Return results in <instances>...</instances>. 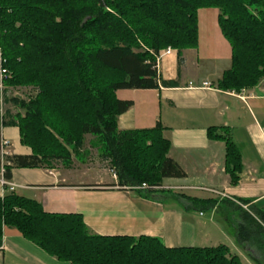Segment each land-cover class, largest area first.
Here are the masks:
<instances>
[{"label": "trees", "instance_id": "obj_1", "mask_svg": "<svg viewBox=\"0 0 264 264\" xmlns=\"http://www.w3.org/2000/svg\"><path fill=\"white\" fill-rule=\"evenodd\" d=\"M204 9L218 10V27L231 48L230 67L216 88H254L264 80V0H0L6 85L38 89L28 103L15 101L24 114L6 112L0 120V129L17 127L20 143L31 150L4 158V179L11 180L12 168H52L58 161L68 167L87 134L102 142L101 157L117 177L114 186L148 199L164 179L185 178L168 157L170 142L159 124L118 130V117L133 103L116 92L175 85L160 81L156 58L167 47L197 48L198 12ZM207 136L224 143V170L236 185L241 155L229 130L211 127ZM142 184L150 188L131 189ZM178 197L197 211L221 210L225 221L236 214V244L254 264H264L263 210L238 204L248 205L246 200ZM5 228L69 264H245L223 244L170 248L155 237L91 234L80 215L46 213L7 191L0 197V247Z\"/></svg>", "mask_w": 264, "mask_h": 264}, {"label": "crops", "instance_id": "obj_2", "mask_svg": "<svg viewBox=\"0 0 264 264\" xmlns=\"http://www.w3.org/2000/svg\"><path fill=\"white\" fill-rule=\"evenodd\" d=\"M217 16L218 13L214 19ZM214 24L218 25L217 20ZM212 30L214 35H220L224 50L229 49L215 66L214 74L200 76L198 66L191 65L194 69L189 75V59L195 57L194 64L198 51L173 50L160 59L157 67L160 81H173L175 85L160 84L158 89L133 90L130 95L118 97L133 105L118 117L117 128L119 131L145 130L157 124L163 128V136L170 142L168 157L186 174L182 179H164L163 190H183L180 193L185 196L218 202L226 199L237 204L239 200H246L249 202L246 207L251 205L264 211V80L239 93L217 89V81L230 67L231 48L220 29L219 32ZM207 50L214 55L212 47ZM227 55L229 67L225 66ZM204 83L208 86H203ZM126 91L130 90L117 91L116 96L119 92L125 95ZM211 127L227 128L241 155L242 170L236 185L230 183L224 170V143L208 139L207 129ZM0 137L8 141L11 155H31V150L20 143L17 127H1ZM76 168L79 167L12 168L13 193L37 202L46 213L78 214L89 232L99 236L155 237L170 248L214 247L222 244L221 238L226 237L213 214L207 220L205 214L197 215V210L177 193L168 196L157 193L145 199L114 186L116 181L109 173L96 169L94 175L88 177L87 173L83 176L75 173ZM80 175L91 179L85 181ZM4 193L0 183V197ZM200 194H211L215 198ZM239 257L247 261L245 253ZM0 264L69 263L49 256L15 229L5 228Z\"/></svg>", "mask_w": 264, "mask_h": 264}, {"label": "rangeland", "instance_id": "obj_3", "mask_svg": "<svg viewBox=\"0 0 264 264\" xmlns=\"http://www.w3.org/2000/svg\"><path fill=\"white\" fill-rule=\"evenodd\" d=\"M216 13H218V10L216 9H204L203 11L198 12L199 14L198 30L200 32L199 33L200 36H199L198 46L196 49H194L198 51V58H197V61L193 64L192 61H195V57H190L189 63H188L189 67L187 69L189 75L193 74L194 68L191 65H195V66L197 65L200 70V76L207 77L208 74H209V77L212 76L214 74L215 66L218 63H221L223 56L226 53L227 54L229 53V49L226 48L224 50V48L221 46L223 43H221L222 41H221L220 35H214L215 32L214 30H212V28H215V30L219 32L218 25L214 24V20H217L216 17L214 19V16L216 15ZM216 28H218V30ZM227 44L229 43L227 42ZM209 47H212V50H213L212 53L214 52L213 56H211L210 55L211 52L207 50V48ZM162 51H164V49L161 50L159 53H162ZM1 56H2V52H1ZM229 58H230L229 55H227V62L225 63L226 67H229ZM7 78L3 81L2 83L3 86L0 87V95L2 97V102H3V111L0 113L1 122L2 120L3 121L6 120V112H9V115H11L12 117H15L17 114H21V115L24 114V109H22L19 105H17L15 101L28 103V101L31 98H34L38 93V89L32 86L24 87V86L6 85ZM126 92L127 93H124L125 95H122V93L119 92L117 98L125 97L127 96V94L130 95L133 93V90L126 91ZM69 149L74 150L73 146H69ZM102 153H103V144L99 140V138L94 137L90 134H87L83 137L82 145L76 149L75 153H72L71 162L68 167L66 163H62L60 161L54 163L53 167L57 166V168L66 169V168H71L72 165H75L79 167L74 170L75 173H78V174L80 173L82 176L85 173H87L85 176H88V175L93 176L96 169L102 170V172L104 171L105 174H108L109 169L111 167L109 166L108 161L104 160L101 157ZM87 168H89L88 171H87ZM81 175L80 177L84 179L85 181H89L88 179H91V178H83ZM161 187L162 185L160 187H155L154 190L157 191L158 194H164L165 196H168L169 194L172 195L173 192L177 193L178 194L177 196H179L181 194L180 192H183V190L182 191L181 190H170V191L163 190ZM185 193L194 194V192H191V191H186ZM200 196H208V197L212 196L213 198H215V196L211 194H203V195L200 194ZM199 212H201L202 214H205L204 219L206 220L209 218L211 214H213L215 221L218 222L223 228V230L226 232L225 234H226L227 240L225 239L226 237L221 238V240L223 241L222 244L227 246L230 249V252L232 254H236L240 256L241 254L245 253L236 244L235 239H234V222H235L236 214H232V215L230 214L229 221H225V219H223V217L221 216V210L218 212H214V213L211 210L196 211L197 215ZM230 241L233 242L234 246H232V242ZM246 259L247 261L244 262L245 264L246 263L254 264L253 261H251L247 255H246ZM243 260L245 261V259Z\"/></svg>", "mask_w": 264, "mask_h": 264}, {"label": "built area", "instance_id": "obj_4", "mask_svg": "<svg viewBox=\"0 0 264 264\" xmlns=\"http://www.w3.org/2000/svg\"><path fill=\"white\" fill-rule=\"evenodd\" d=\"M173 49L170 47H167L166 49H164V51H162V53H159L157 58H156V65L158 66V62L160 61V59L164 56H168L170 54H172ZM158 68V67H157ZM7 70L3 67V59L1 56V49H0V87L3 86L2 83L3 81L7 78ZM203 86L207 87L208 83H204ZM3 111V102H2V97L0 95V113ZM8 146L9 143L6 139L0 137V183L3 187H6L4 189H6L5 191L7 192H13L15 189V185L12 184L10 181H7L4 179V169H3V165H4V158L7 156H10V151L8 150ZM109 173L112 176V178L116 181L117 177L115 172L112 169H109ZM118 187V186H117ZM150 187H148L146 184H142L141 186H137V187H132L131 189H140V190H144V189H149ZM153 189H155V187H152ZM242 208L247 209V207L245 205H242L240 203H238Z\"/></svg>", "mask_w": 264, "mask_h": 264}]
</instances>
